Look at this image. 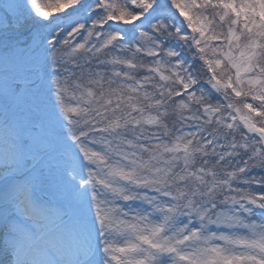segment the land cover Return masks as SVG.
Instances as JSON below:
<instances>
[{
  "label": "snow or ice",
  "instance_id": "1",
  "mask_svg": "<svg viewBox=\"0 0 264 264\" xmlns=\"http://www.w3.org/2000/svg\"><path fill=\"white\" fill-rule=\"evenodd\" d=\"M0 264H264V0H0Z\"/></svg>",
  "mask_w": 264,
  "mask_h": 264
}]
</instances>
